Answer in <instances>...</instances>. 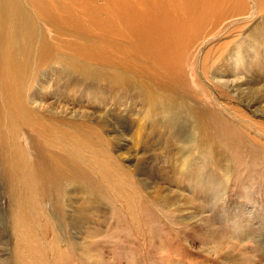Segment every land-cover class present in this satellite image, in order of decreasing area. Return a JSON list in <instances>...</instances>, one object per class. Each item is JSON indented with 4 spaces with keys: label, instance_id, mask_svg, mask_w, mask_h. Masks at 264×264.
Here are the masks:
<instances>
[{
    "label": "bare ground",
    "instance_id": "1",
    "mask_svg": "<svg viewBox=\"0 0 264 264\" xmlns=\"http://www.w3.org/2000/svg\"><path fill=\"white\" fill-rule=\"evenodd\" d=\"M249 2L257 7L256 19H247L253 23L245 36L218 50L208 71L207 79L224 92H238L235 80H228L226 75L241 71L264 76V52H260L264 47V0ZM245 5L247 0H0V180L6 182L18 173L24 187L39 185V191L53 194L54 203H60V212H67L66 191L86 193L95 187L93 175L116 187V175L122 173L121 189L116 190L126 199L128 215L129 210H139L141 224L137 190L150 179L156 197L168 199L165 202L179 214L194 207L195 198L208 204L211 216L205 218V223L216 221L222 226L214 229L217 238L222 232L246 237L250 230L245 226L250 223L232 219L225 211L231 172L225 171L226 166L220 167L222 154L216 149L229 145L234 127L229 120L217 121L216 117L208 122L205 112L184 106L178 85L187 53L201 32L211 24L239 19ZM245 47L249 51L242 52ZM240 60L242 64L236 63ZM60 85L59 91L70 93H53ZM85 91L88 93L83 95ZM128 93L149 105L153 117H161L157 121L161 128L168 127L182 142L177 164L167 156L169 151L163 152L165 165L157 169L148 166L144 171L145 161L140 159L138 174L142 179H136L137 169L123 171L118 162L122 155H113L115 169L105 171L95 161L86 165L88 161L71 149L77 145V150L84 151L82 144L90 140L109 151L113 140L106 137L105 131L110 128L116 137L123 138L119 129L124 128L123 121L128 124L124 119L129 114L124 101ZM87 95L94 113H72L73 107L65 97ZM259 129L264 142V125ZM26 135H31L29 142ZM207 143L208 154L215 155L218 162L210 165L212 170L207 167L210 157H205ZM62 145L69 146L71 152L63 151L66 147ZM22 147L30 151L34 166L28 163ZM168 175L175 178L176 185L184 182L191 193L188 201L177 199L181 188L171 183ZM247 179L244 175L241 181ZM170 184L178 190L169 189ZM232 263L238 264L235 259Z\"/></svg>",
    "mask_w": 264,
    "mask_h": 264
},
{
    "label": "rangeland",
    "instance_id": "2",
    "mask_svg": "<svg viewBox=\"0 0 264 264\" xmlns=\"http://www.w3.org/2000/svg\"><path fill=\"white\" fill-rule=\"evenodd\" d=\"M247 2L248 6L245 5L246 9L239 19L211 24L201 32L188 51L178 75L184 106L200 113L205 112L208 122H213L216 117L217 121L229 120L234 127L230 132L229 147L216 146V149L222 154L220 167L226 166L225 171L231 172V183L225 194V211L232 219L237 217L250 223L245 226L247 231L250 230L246 231V237L238 238L234 234L222 232L217 238L215 230L222 226L216 221L214 224L205 223V218L211 212L208 204L195 198L197 204L179 214L165 202L168 199L156 197L150 179H146L147 184L137 190L140 199L137 201L138 209L140 205L143 217V223L140 224L139 210L138 213L135 209L129 210L128 215L126 199L116 190L121 189L122 173L116 175V187L108 185L101 176L93 175L91 180L95 187L86 193L66 191L70 206H67V212H60V203H54L51 192L44 194L39 191L42 190L39 185L24 187L20 175L15 173L6 182L0 180V264H234V259L238 264H264V142L259 136V125H264V76L256 72L251 76L241 71L226 75L228 80H235L238 92H234V89L224 92L214 81L207 79L213 56L225 44H232L247 34L245 30L253 23L248 18L256 19L257 7L250 5L249 0ZM243 51L249 49L245 47ZM260 52H264V47ZM236 63L243 62L240 60ZM56 88L53 93L64 96L70 93L59 91L61 85ZM87 93L85 91L82 94ZM130 94L124 99L129 109L128 116L124 118L128 124L123 121L124 128L119 129L123 138L116 137L114 129L110 128L105 131L106 137L114 141L109 142V151L102 144L90 140L82 144L85 147L84 151L80 148L82 154L77 150V145L71 149L76 151L75 155L78 153L88 161L86 165L95 161L105 171L108 168L115 169L111 162L113 155H122L118 162L123 171L137 169L135 177L140 179V159L145 161L144 171L148 166L157 169L158 165H165L162 163L163 152L169 151L167 156L177 164V158H181L179 151L182 142L172 135L168 127L161 128L157 123L161 117H153L149 105ZM79 98L65 97L69 100L67 104L73 107L71 112L91 110L94 113L95 109L88 106V95L81 97V101H71ZM65 104L62 102V105ZM19 137L22 138L21 135ZM26 138L29 142L31 135H26ZM112 142L114 145L110 144ZM62 146L66 147L62 148L63 151L71 152L69 146ZM208 146L209 143L205 144V157H210L207 167L212 170L210 165L215 166L218 162L215 155L208 154ZM21 149L28 163L34 166L30 151L25 147ZM185 158L187 155L184 153ZM96 165L94 169H97ZM200 165L205 169V162ZM243 174L248 179L242 182ZM168 180L176 185L175 178L168 175ZM4 184L5 187L2 186ZM163 186L167 191L181 188L177 197L180 201L185 198L188 201L191 195L184 187V182L177 187L170 184L169 189ZM194 195L199 196L197 193ZM257 216L261 217L260 220L256 219ZM209 231L215 233L211 235ZM222 237L228 239L223 240Z\"/></svg>",
    "mask_w": 264,
    "mask_h": 264
}]
</instances>
